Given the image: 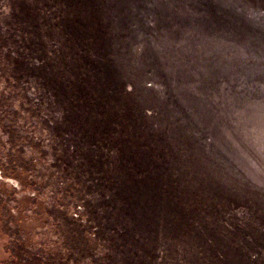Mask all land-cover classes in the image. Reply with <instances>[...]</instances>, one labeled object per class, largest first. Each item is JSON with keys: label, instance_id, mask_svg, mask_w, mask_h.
<instances>
[{"label": "rangeland", "instance_id": "obj_1", "mask_svg": "<svg viewBox=\"0 0 264 264\" xmlns=\"http://www.w3.org/2000/svg\"><path fill=\"white\" fill-rule=\"evenodd\" d=\"M0 209V263L264 264V0H0Z\"/></svg>", "mask_w": 264, "mask_h": 264}, {"label": "trees", "instance_id": "obj_2", "mask_svg": "<svg viewBox=\"0 0 264 264\" xmlns=\"http://www.w3.org/2000/svg\"><path fill=\"white\" fill-rule=\"evenodd\" d=\"M32 186V187H31ZM28 187V190H35L36 187L31 185ZM39 194V193H37ZM28 196V195H27ZM42 205V204H41ZM10 211V210H9ZM33 213H42L44 212V210H42L39 206H34V208L31 210ZM0 212L2 213V210L0 209ZM21 214V212H20ZM8 235V234H7ZM8 238L11 240L10 244H12V247H13V252H12V257H15V248H14V245H16V241L8 235ZM8 244V246L10 245ZM61 246V243L59 242L54 248L50 249V250H47V249H42L40 250V252H44L45 256H46V263L44 262V264H67V263H70V259H71V253H70V250H69V246L66 245V242H63L62 246L65 247L66 251H58L59 247ZM40 252L37 253V255L40 256ZM47 252V253H46ZM27 255H29L30 257H32L30 255V253H28ZM35 256V255H34ZM39 256H35L36 259H40ZM34 258H32L33 260ZM35 260V259H34ZM12 263L16 264V260L12 259ZM24 263V262H23ZM71 264V263H70Z\"/></svg>", "mask_w": 264, "mask_h": 264}, {"label": "water", "instance_id": "obj_3", "mask_svg": "<svg viewBox=\"0 0 264 264\" xmlns=\"http://www.w3.org/2000/svg\"><path fill=\"white\" fill-rule=\"evenodd\" d=\"M13 259L16 260V264H26V263L20 258V256H19V257H16V258H13ZM23 262H24V263H23ZM0 264H14V263H12V259H11V261L8 260V261L2 262V263H0Z\"/></svg>", "mask_w": 264, "mask_h": 264}, {"label": "flooded vegetation", "instance_id": "obj_4", "mask_svg": "<svg viewBox=\"0 0 264 264\" xmlns=\"http://www.w3.org/2000/svg\"><path fill=\"white\" fill-rule=\"evenodd\" d=\"M11 209H12V208H11ZM1 215H2V214H0V217H1ZM8 216H9V218H10V215H8ZM27 218H28V217H27ZM3 226H4V227H7V226H8V220H6V222L3 223ZM4 227H2V230H4ZM4 237H5V239H6V238L9 239V238H8V235H5ZM6 247H8V244H7ZM8 253H9V252H8ZM9 259H10V258H8V260H9ZM10 261H11V260H10Z\"/></svg>", "mask_w": 264, "mask_h": 264}]
</instances>
